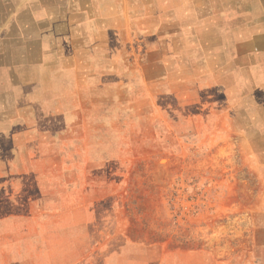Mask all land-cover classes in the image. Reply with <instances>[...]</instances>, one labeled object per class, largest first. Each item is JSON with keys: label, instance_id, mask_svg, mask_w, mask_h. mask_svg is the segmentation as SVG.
Wrapping results in <instances>:
<instances>
[{"label": "rangeland", "instance_id": "rangeland-1", "mask_svg": "<svg viewBox=\"0 0 264 264\" xmlns=\"http://www.w3.org/2000/svg\"><path fill=\"white\" fill-rule=\"evenodd\" d=\"M6 4L0 264H264V0Z\"/></svg>", "mask_w": 264, "mask_h": 264}, {"label": "crops", "instance_id": "crops-1", "mask_svg": "<svg viewBox=\"0 0 264 264\" xmlns=\"http://www.w3.org/2000/svg\"><path fill=\"white\" fill-rule=\"evenodd\" d=\"M13 5L11 4H6V11L4 16L0 17V77L1 76H5L6 74L8 75V73H12V63L9 62V57H8V53H6V51L3 50L2 46L4 44V41L7 39H12L11 37V32L8 29H13L14 28V24H19L18 21H14L13 19L9 18V14L11 12ZM40 9H43V11L47 12V13H54L60 10V7L57 3H53V2H49V3H45V4H40L39 5ZM29 7H27V12H29ZM60 20L59 19H54V18H50V19H32V20H27V21H22L18 27L21 29L22 33H25L26 35H29L28 32L30 33V29L34 30V33L38 36L41 35L43 32L44 33H48L49 36L48 38H50L51 36H55V35H59L60 31H57L58 27H60ZM5 29V31H4ZM29 37L24 38L21 37V43L22 45L25 43H27L24 40H28ZM25 63L26 66L25 67H29V57L26 56L25 59ZM23 69V68H22ZM27 69V68H26ZM3 79H0V83ZM7 82L5 81V84ZM3 91H6L4 89H2Z\"/></svg>", "mask_w": 264, "mask_h": 264}, {"label": "bare ground", "instance_id": "bare-ground-1", "mask_svg": "<svg viewBox=\"0 0 264 264\" xmlns=\"http://www.w3.org/2000/svg\"><path fill=\"white\" fill-rule=\"evenodd\" d=\"M165 161V160H162V162Z\"/></svg>", "mask_w": 264, "mask_h": 264}]
</instances>
